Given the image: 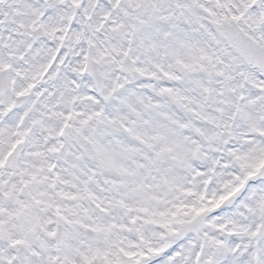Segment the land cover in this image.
<instances>
[{
	"label": "snow or ice",
	"instance_id": "snow-or-ice-1",
	"mask_svg": "<svg viewBox=\"0 0 264 264\" xmlns=\"http://www.w3.org/2000/svg\"><path fill=\"white\" fill-rule=\"evenodd\" d=\"M0 264H264V0H0Z\"/></svg>",
	"mask_w": 264,
	"mask_h": 264
}]
</instances>
